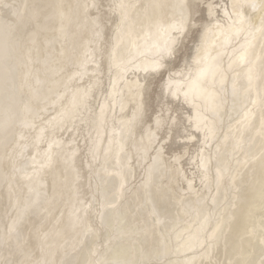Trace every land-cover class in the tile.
<instances>
[{"label": "bare ground", "instance_id": "1", "mask_svg": "<svg viewBox=\"0 0 264 264\" xmlns=\"http://www.w3.org/2000/svg\"><path fill=\"white\" fill-rule=\"evenodd\" d=\"M0 264H264V0H0Z\"/></svg>", "mask_w": 264, "mask_h": 264}, {"label": "rangeland", "instance_id": "2", "mask_svg": "<svg viewBox=\"0 0 264 264\" xmlns=\"http://www.w3.org/2000/svg\"><path fill=\"white\" fill-rule=\"evenodd\" d=\"M224 1V4H226V2H227V0H222V2ZM194 45L193 44H190L189 46H188V49L186 50L185 49V51L183 50V52L181 53V55H180V60L178 59L175 63H174V66H175V69L176 70H178L179 68H181V65H180V62H181V64H182V67L185 65V63H183L184 61H187L188 59H190L191 58V55H192V53H193V51H194V47H193ZM184 52L186 53V54H184ZM183 54V55H182ZM183 56V57H182ZM190 56V57H189ZM181 58H183L182 60L183 61H181ZM179 62V63H178ZM177 66V67H176ZM180 66V67H179ZM179 67V68H178ZM166 76H167V74H165V73H163V75L162 74H160L157 78H156V80H155V82H154V85H153V88L154 89H156V90H154L153 88H152V90H151V92H150V98H151V100H150V102H151V105L152 104H154V105H152L151 106V108H150V111H149V115H148V120L147 121H150V120H152V118H153V115L155 114V112L154 111H156V113H158L159 111H161V110H163V112L162 113H164V111L166 110L165 108H164V106H161V109H160V107H158L159 106V103L158 102H156V104L154 103L155 101L154 100H152V98L154 97L153 95H155V93H159L160 91H161V85L164 83V81L165 80H163L164 78L166 79ZM161 78H162V80H161ZM161 80V81H160ZM157 83V84H156ZM152 93V94H151ZM152 95V96H151ZM158 101V100H157ZM164 101H166V102H169L170 100H164ZM163 101V102H164ZM165 103V102H164ZM158 104V105H157ZM174 104L176 105H174L175 107H177L178 108V110L180 111V113L183 115L184 114V111H186L187 109V111H191V109H190V107H188V106H186L184 103H180L179 101H174ZM178 104V105H177ZM183 104V105H182ZM184 106V107H183ZM181 107V108H180ZM153 108V109H152ZM155 109V110H154ZM153 110V111H152ZM184 110V111H183ZM187 111H186V113H187ZM153 113V114H152ZM185 113V114H186ZM180 114V115H181ZM181 115V116H182ZM177 148H179V145L176 147H173V149H177ZM187 164H189V163H187ZM187 169H192V167L191 166H187ZM117 190H118V187H116V192H117ZM115 191V190H114ZM172 210L173 211H177L178 210V206L177 207H175V208H172ZM180 214L181 215H183V212H182V210H180ZM181 215H180V217H181Z\"/></svg>", "mask_w": 264, "mask_h": 264}, {"label": "snow or ice", "instance_id": "3", "mask_svg": "<svg viewBox=\"0 0 264 264\" xmlns=\"http://www.w3.org/2000/svg\"><path fill=\"white\" fill-rule=\"evenodd\" d=\"M254 6L255 5H253V7ZM183 23L184 22L181 21L179 30H182ZM209 75H211V72L209 70H207V69L202 70L200 72L199 76L197 77V79L192 82V86H191L192 91L193 92H203L205 90L204 89L205 82L207 81V78Z\"/></svg>", "mask_w": 264, "mask_h": 264}]
</instances>
